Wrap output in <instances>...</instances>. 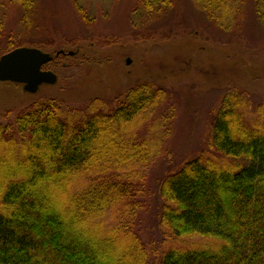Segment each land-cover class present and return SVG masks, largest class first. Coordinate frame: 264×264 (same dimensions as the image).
Segmentation results:
<instances>
[{
  "label": "trees",
  "instance_id": "trees-1",
  "mask_svg": "<svg viewBox=\"0 0 264 264\" xmlns=\"http://www.w3.org/2000/svg\"><path fill=\"white\" fill-rule=\"evenodd\" d=\"M192 2L224 31L239 25L247 3L264 25V0ZM0 3L5 10L21 5L28 15L35 0ZM173 6V0H137L130 24L146 25ZM2 12L0 56L24 44L4 38ZM61 55L70 56L53 58ZM247 95L227 91L213 120L210 153L157 181V229L160 242L169 243L160 253L143 240L139 221L152 195L147 172L171 153L173 94L143 81L78 107L45 97L11 118L5 111L0 264H264V105L254 107L257 121L248 126Z\"/></svg>",
  "mask_w": 264,
  "mask_h": 264
},
{
  "label": "rangeland",
  "instance_id": "rangeland-1",
  "mask_svg": "<svg viewBox=\"0 0 264 264\" xmlns=\"http://www.w3.org/2000/svg\"><path fill=\"white\" fill-rule=\"evenodd\" d=\"M136 1L35 0L27 6L28 15L21 5H4L5 10L0 3L4 38L24 40L22 46L51 54L44 69L57 76L54 84H43L35 93L26 92L22 84L0 81V120L5 122V111L11 118L38 98H57L78 107L88 99H113L115 93L143 81L173 94L177 113L171 153L147 172L152 195L139 221L143 240L155 243L160 253L169 243L160 242L157 229L162 205L154 196L157 181L177 171L184 161L203 151L210 153L213 120L227 91L248 93L244 121L248 126L257 121L254 107L264 105V25L250 3L239 25L224 31L209 22L192 0H173V8L163 16L133 27L130 19ZM141 28L149 39L140 36ZM60 50L74 55L53 58Z\"/></svg>",
  "mask_w": 264,
  "mask_h": 264
},
{
  "label": "water",
  "instance_id": "water-1",
  "mask_svg": "<svg viewBox=\"0 0 264 264\" xmlns=\"http://www.w3.org/2000/svg\"><path fill=\"white\" fill-rule=\"evenodd\" d=\"M64 54L60 50L56 52ZM72 55L73 52H66ZM52 56L35 47H17L0 56V81L23 85L28 93H35L42 84H54L56 74L50 70H42V65L51 61ZM129 61L127 60L126 63Z\"/></svg>",
  "mask_w": 264,
  "mask_h": 264
}]
</instances>
